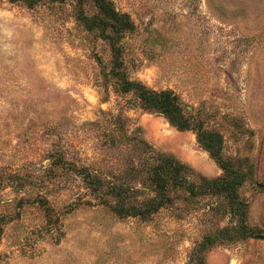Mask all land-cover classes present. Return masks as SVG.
<instances>
[{"label":"rangeland","instance_id":"374dc122","mask_svg":"<svg viewBox=\"0 0 264 264\" xmlns=\"http://www.w3.org/2000/svg\"><path fill=\"white\" fill-rule=\"evenodd\" d=\"M111 2L131 28L109 39L111 26L83 21L102 16L94 0H0V216L9 218L0 264H264L260 236L198 247L210 228L229 223L207 212L212 199L147 221L121 217L88 203L70 164L53 167L56 151L77 165L127 164L133 153L111 146L106 129L122 119L203 175L222 174L193 130L117 90V70L172 89L187 111L215 115L225 156L250 171L246 219L264 235V0Z\"/></svg>","mask_w":264,"mask_h":264},{"label":"trees","instance_id":"16d2710c","mask_svg":"<svg viewBox=\"0 0 264 264\" xmlns=\"http://www.w3.org/2000/svg\"><path fill=\"white\" fill-rule=\"evenodd\" d=\"M23 1L34 5L39 0ZM94 2L102 16L84 15L82 18L88 29L98 27L106 30L111 26L106 34L110 39L114 34L120 37L131 28L127 16L119 13L111 0ZM110 42L118 51L115 43ZM114 76L117 90L134 93L144 110L162 114L180 130H193L198 143L216 160L222 174L216 178L203 175L176 156L156 148L140 128L129 131L130 128L122 119L118 125L112 124L106 129L110 131L108 141L111 146H116L122 152L124 148L133 153L127 158V164L107 167L77 165L70 163L64 153L56 151L52 155L53 167L70 164L74 176L79 177L87 189L91 198L88 203L108 208L121 217L147 221L163 208L183 204L191 210L196 209L203 200L212 199L207 212L211 215L220 214L228 218L229 223L210 228L198 247L210 246L219 241L235 242L252 236L264 238L258 228L248 225L246 219L248 203L241 189L250 171L225 156L223 136L212 126L215 115L203 111H187L186 105L172 89L157 91L142 82L127 79L117 70ZM37 200L46 216L52 218L55 209L48 199L39 195ZM8 219L0 216V239L3 224Z\"/></svg>","mask_w":264,"mask_h":264},{"label":"water","instance_id":"95a60500","mask_svg":"<svg viewBox=\"0 0 264 264\" xmlns=\"http://www.w3.org/2000/svg\"><path fill=\"white\" fill-rule=\"evenodd\" d=\"M261 238H263L262 236H260Z\"/></svg>","mask_w":264,"mask_h":264}]
</instances>
